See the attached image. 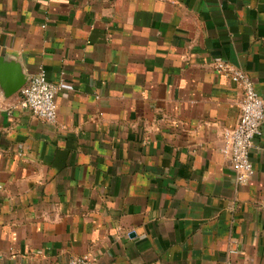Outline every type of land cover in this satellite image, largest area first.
I'll list each match as a JSON object with an SVG mask.
<instances>
[{"label":"crops","instance_id":"obj_1","mask_svg":"<svg viewBox=\"0 0 264 264\" xmlns=\"http://www.w3.org/2000/svg\"><path fill=\"white\" fill-rule=\"evenodd\" d=\"M216 61L264 103V0H0V264H264V123L239 185ZM39 69L54 123L9 92Z\"/></svg>","mask_w":264,"mask_h":264},{"label":"built area","instance_id":"obj_2","mask_svg":"<svg viewBox=\"0 0 264 264\" xmlns=\"http://www.w3.org/2000/svg\"><path fill=\"white\" fill-rule=\"evenodd\" d=\"M213 68L215 73L228 78L242 91L240 116L236 124L232 128L225 129L223 133V155L229 160L234 171L235 182L245 185L253 177L249 153L261 134L264 123V103L252 80L243 70L222 61H216ZM64 90H72V86L63 81L50 82L45 72L39 69L19 90L21 106L28 109L33 117L54 123L57 118L56 96ZM67 264H96V261L89 256H83L71 259Z\"/></svg>","mask_w":264,"mask_h":264},{"label":"water","instance_id":"obj_3","mask_svg":"<svg viewBox=\"0 0 264 264\" xmlns=\"http://www.w3.org/2000/svg\"><path fill=\"white\" fill-rule=\"evenodd\" d=\"M27 80H28V77H25V78L23 77L22 79H19L9 91L10 94H14L18 92L21 89V87L26 84Z\"/></svg>","mask_w":264,"mask_h":264}]
</instances>
